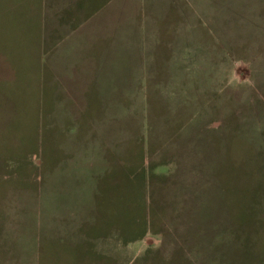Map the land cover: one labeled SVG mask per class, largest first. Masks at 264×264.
Listing matches in <instances>:
<instances>
[{"label":"rangeland","instance_id":"obj_1","mask_svg":"<svg viewBox=\"0 0 264 264\" xmlns=\"http://www.w3.org/2000/svg\"><path fill=\"white\" fill-rule=\"evenodd\" d=\"M93 1L81 90L49 68L39 0H0V223L10 191L46 190L61 170L97 192L110 170L122 184L97 200L103 226L146 238L126 250L110 232L103 264H264V0ZM145 40L146 70L123 72ZM102 56L104 82L136 78L103 102ZM196 176L209 207L185 216L175 194Z\"/></svg>","mask_w":264,"mask_h":264},{"label":"crops","instance_id":"obj_2","mask_svg":"<svg viewBox=\"0 0 264 264\" xmlns=\"http://www.w3.org/2000/svg\"><path fill=\"white\" fill-rule=\"evenodd\" d=\"M39 2L41 7L39 22L42 27L41 44L48 48L47 52L51 53L50 60H48L49 68L55 72L56 76L64 77L63 80L66 82L63 86L68 88L74 83L75 86H80L81 90H84L86 82H83V78L86 76L89 63L88 7L94 6L97 2L93 0H39ZM131 36L130 33H116L114 38L126 40ZM141 44L143 47L140 50L145 48L141 57L145 60L146 57L143 55H146V40ZM135 50L136 48L132 53L126 54L127 68L118 66L123 72L125 70H146V60L145 64L139 63L138 60L135 61L137 52L142 51L135 52ZM102 60L103 56L96 70L98 71L96 86L102 102L105 101L104 97L108 96L103 93L105 86H127L129 88L136 85V78L120 85L114 77L111 79L115 82L112 80L104 82L102 71L109 68L102 66ZM109 97H111L110 94ZM66 98L68 101L72 100L68 94ZM56 173L53 172V175L49 177L46 190H40L36 194L8 192V195L13 193L14 196L12 207L10 205L5 209L6 220L0 223V264L104 263L103 239H108L111 236L110 232L118 231L119 233L120 229L113 219L112 224L103 226L102 209L100 201L97 200L99 197L102 199L108 196L114 199L116 197L114 193L118 194L116 191L120 187L119 180L122 177L108 170L99 181L101 183L96 192L95 182L92 180H85L84 188H81L78 182L74 186L68 184L71 183V177L66 176L63 171ZM145 176L142 177L144 192L146 189ZM196 178L195 181L190 178V182L179 183L181 191L175 194L174 209L178 206L184 207L183 215L185 216L206 213L209 207L208 191L199 186L198 177ZM206 178L209 180V176ZM126 181L128 183L125 188H128L130 180ZM208 182L210 190L213 191V182L210 180ZM182 183L186 184L182 185ZM107 187L110 192L103 190ZM126 208L128 211L129 204ZM126 229L124 232L120 231L121 243L126 250L132 249L139 241L137 239L146 238V233L136 236L133 233L130 234L129 231L125 232ZM46 248H51L49 252L47 250V259L44 258ZM56 248L59 249V254H55Z\"/></svg>","mask_w":264,"mask_h":264}]
</instances>
